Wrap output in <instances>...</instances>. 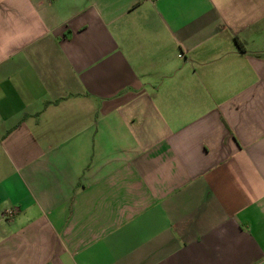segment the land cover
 Instances as JSON below:
<instances>
[{
    "label": "crops",
    "instance_id": "0c3cea01",
    "mask_svg": "<svg viewBox=\"0 0 264 264\" xmlns=\"http://www.w3.org/2000/svg\"><path fill=\"white\" fill-rule=\"evenodd\" d=\"M0 264H264V0H0Z\"/></svg>",
    "mask_w": 264,
    "mask_h": 264
},
{
    "label": "built area",
    "instance_id": "2783aa9c",
    "mask_svg": "<svg viewBox=\"0 0 264 264\" xmlns=\"http://www.w3.org/2000/svg\"><path fill=\"white\" fill-rule=\"evenodd\" d=\"M7 213H8V215H12L13 214V211H9Z\"/></svg>",
    "mask_w": 264,
    "mask_h": 264
}]
</instances>
